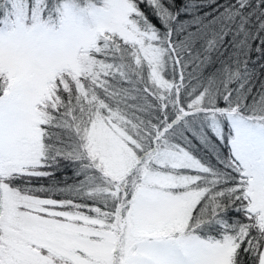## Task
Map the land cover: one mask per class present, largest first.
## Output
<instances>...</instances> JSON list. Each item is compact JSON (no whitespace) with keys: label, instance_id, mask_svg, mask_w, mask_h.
Here are the masks:
<instances>
[{"label":"snow or ice","instance_id":"snow-or-ice-1","mask_svg":"<svg viewBox=\"0 0 264 264\" xmlns=\"http://www.w3.org/2000/svg\"><path fill=\"white\" fill-rule=\"evenodd\" d=\"M0 264H264V0H0Z\"/></svg>","mask_w":264,"mask_h":264}]
</instances>
